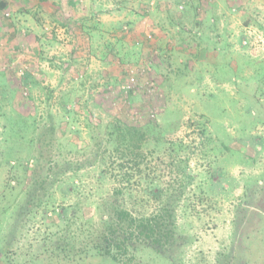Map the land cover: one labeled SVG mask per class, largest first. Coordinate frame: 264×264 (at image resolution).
Returning a JSON list of instances; mask_svg holds the SVG:
<instances>
[{
    "label": "rangeland",
    "instance_id": "1",
    "mask_svg": "<svg viewBox=\"0 0 264 264\" xmlns=\"http://www.w3.org/2000/svg\"><path fill=\"white\" fill-rule=\"evenodd\" d=\"M1 1L0 162L11 156L8 147L20 149V143L29 142L33 135L36 138V128L40 130L49 114L58 122L66 153L54 157L57 163L47 177V165L38 173L32 170L33 158L23 160L30 171L24 177H9L13 175L9 165H2L0 248L17 247L24 262L41 256L40 237L45 232L61 236L60 240L68 235L77 242L86 236L85 228L78 233L79 220L100 229L102 218L110 212L107 196L114 191V183L100 175L102 161L96 149L82 155L75 151L91 143L86 123L91 121L104 133L114 118L144 126L152 119L145 148L154 155L174 151L166 154L165 164L171 171L164 182L176 187L182 183L183 194L165 191L178 199L173 203L170 234L162 245L136 243L137 263L239 264L231 260L241 255L238 246L248 242L246 264H264V218L249 225L246 220L264 179V111L255 118L251 109L257 113L259 107L247 97L249 87L262 84L264 88L263 8L253 0H237L238 6L227 1L220 6L213 0L214 5L203 11L201 0H189L187 6L195 12L178 14L166 5L173 0H165L162 6L149 0L144 8L149 11L140 16L139 31L132 38L123 30L130 22L127 7L117 4L120 0L114 7L95 0L99 5L94 9L87 5L89 0H65L62 14L40 6L37 0H3L5 5ZM141 7L138 10L143 11ZM17 9L29 11L18 14ZM85 11L95 17L66 27V15L74 12L82 17ZM108 14L113 23L103 19ZM9 15L24 20L21 25L39 35L38 43H26L13 33V27L6 26ZM175 25L183 34H176ZM9 33L13 41L7 47L4 36ZM184 37L190 46L197 45L194 54L185 45L169 49ZM153 40L158 44L157 62L137 65V58L148 52L142 45ZM186 50L193 60L191 68L179 64L186 60L178 53ZM114 53L124 66L114 61ZM121 86L133 89L131 98ZM101 138L102 149L107 143ZM21 153L26 152L21 149ZM39 178L45 180L34 194L42 203L35 201L28 209L29 194L22 189L32 188ZM123 202L131 211L141 209L129 194H124ZM240 234L246 237L238 245ZM89 261L114 264L109 257Z\"/></svg>",
    "mask_w": 264,
    "mask_h": 264
},
{
    "label": "trees",
    "instance_id": "2",
    "mask_svg": "<svg viewBox=\"0 0 264 264\" xmlns=\"http://www.w3.org/2000/svg\"><path fill=\"white\" fill-rule=\"evenodd\" d=\"M176 1L177 9L174 8L175 10H172L178 14L182 11L190 14L195 10V8H193L191 5L187 6V2H189V0ZM122 2L124 4L125 0ZM148 2L149 0L141 1L140 4L142 7L137 6L135 8L137 12H139L141 15L146 12L148 13L149 10L147 11V7L144 10ZM1 3L3 5L6 4V2H3V0L1 1ZM37 3H39L40 6L42 4L46 5V7L48 6L49 9L51 8L52 12L59 11L58 14L63 13L61 0H37ZM179 4H182V7L184 4V8L181 9L179 7ZM202 4L203 5H201V3L199 2L200 8L205 11V4ZM138 7L143 8V11L138 10ZM188 7H192V10L188 11L190 10L188 9ZM28 11V9H24L23 11L17 9V12H19L18 14H23L21 12ZM198 13H200V10H198ZM33 14L34 13H32L31 16H33ZM173 14L170 15L171 20L174 18ZM79 17L81 16L78 15L75 17L73 13L72 15H67L64 17V24L69 29L70 27L79 23V20L84 21L87 19V16L78 19ZM23 22L24 20H15L9 15V23H6V26L11 25L13 27V33H17V36H23L26 43H38L39 35L32 29H28L26 27L23 28V26L21 25L23 24ZM128 24L129 26L123 30L127 36L131 35V37L133 38L137 33L134 32L133 27H131V23ZM170 24H173L174 26L173 22H170ZM18 25L21 27H19ZM174 29L176 34H183L184 32L180 28L179 30L176 29V25ZM13 33H9L4 36L6 37L4 38L6 45L9 44L7 45V47H10V45L12 44L11 41L13 40L11 38H13ZM196 34L198 35V32H196ZM185 38L186 37L181 39V41L176 44L172 43L171 45H169V49L172 50L174 47L180 48L179 45H185L188 52L194 54L195 49H197V45L190 46L188 44L189 42L185 40ZM10 39L11 41H9ZM142 47H146L148 52L143 56H139V58H137L138 60L136 64L145 67V63L147 62H149V64H154L155 62H157V58L159 55V52H157L158 50H156L158 49L157 40H153L147 45H142ZM187 50L185 51V53L181 54L182 58L184 57L183 60L186 61H181L182 63L180 62L179 64L185 63L191 68V63L193 60L191 57L189 58L187 56ZM113 55L116 57L114 61L118 62L121 67L124 66L119 57H117L115 53ZM128 65H132V63H129ZM20 73L23 74V71ZM20 73H18L19 76H21ZM126 73L128 74V72ZM23 77L20 79H23ZM122 89V92L125 93L126 96L129 97L132 95L133 89H127L125 86H123ZM263 89L264 88H262V84L251 86L248 88L249 95H247V89L244 90V94L247 95L251 103L256 104V106L259 107L257 113L255 112V110H253V108L251 109V113L255 118L259 113L264 111ZM117 99L118 97L115 98V100ZM151 120L152 119H149L146 123L147 125L145 124L146 126H144L141 124H134L133 122L128 123L126 122V120H122L120 118H114V120L104 133H100L99 129H97V126H95L91 121L86 123V126L89 128L91 143L86 144L81 148H77V150L75 151L76 153L82 155L85 152H92L94 149H96L98 158L100 161H102V168L99 171L100 175L109 177L114 183V191L107 196L110 205V212L109 215H104V217L102 218L100 229L95 227H93L92 229V226H88L85 222L83 223L82 221L81 223L79 220V224H77L79 229L78 233H80V228H85L84 230L86 231V236H84L83 239H80L77 242H73L66 234L67 236H63L60 240L61 236H57L56 238H54L52 234L45 232L40 237V242H42L40 253L41 256L38 255L34 259H32V257H28L23 262L20 261L21 257L18 254L17 247H6L4 249L0 248V264H96L93 261H89V259L96 257H109L114 264H138L134 253L136 249V243H140L142 241H150V243L152 244L162 245V240L165 238L167 239L170 234L171 226L173 224V203L174 201L178 200L176 197L167 195V190L170 189L173 192H178L179 196L183 194V191L182 183L180 182H178V187H176L174 183L170 184L164 182L166 174L171 171V167L168 164H165L166 154L168 151L173 153L174 151H172L171 149H165L162 155H154L152 150L147 151L145 148V143L148 139V129L150 126H154V124L151 123ZM58 128V122L54 119L53 114H49L48 120L42 124L40 130L36 128V138H34L33 135L29 137V142L25 141L23 143H20V149H15L14 146L8 147L9 151L12 154L10 157L6 158L3 164H8L9 172L13 173V175H9V177H24L25 175L30 174L29 168H27V166L23 164V160H25L26 158L28 160L30 158L34 159L32 170L36 169V173L40 172L42 168L47 165L45 169V176H49L50 171L53 167L52 165L55 166L57 163L55 160H53L54 157H60V155L64 151L59 140ZM101 137L105 138L107 143L102 147V149ZM21 149H24L26 153H21ZM65 153L66 152H64L63 154ZM11 161H13V164L11 163ZM3 164H1L0 162V168ZM68 178L69 176L67 177V179ZM67 179H61V181L63 183H66ZM44 180V178L35 179L32 188L26 189V187H24L22 189L27 194H29V198H26L25 200V204L28 209H31L34 206L35 201H37V205H40L42 203V201L38 202L37 196L34 194V192L38 189V187ZM161 183L163 186H161ZM159 185L160 188L157 189ZM6 186L8 187V185ZM257 189L258 191L254 200L253 208H251V213L246 219L248 225L257 220L262 221V218H264V179L261 181ZM165 191L167 192L165 193ZM124 194H129L131 197H134L136 203L141 207V209L134 211L128 209L123 202ZM54 209H52V211L56 213V210ZM67 209V207L62 206V211L67 212ZM46 212L47 211L44 212L43 217L45 216ZM69 214H73V212ZM86 222L90 223L89 220H87ZM50 223L53 225L56 224L55 220H52ZM75 229H73V231H75ZM247 231H249L250 233L252 232L251 230ZM72 233L77 234L76 232ZM248 234L249 233H245L246 236ZM69 236L71 238H75L73 234H70ZM246 236H242V234H240L238 245H240L239 242H242V239ZM35 238L32 237L33 240ZM248 247V242L246 243V245L243 242V244H241V247L238 246V249L240 251L242 250L240 255L241 257L235 255L234 259L231 260L232 263L234 260H238L239 264H246L247 257L245 248ZM16 255L18 257H16Z\"/></svg>",
    "mask_w": 264,
    "mask_h": 264
},
{
    "label": "crops",
    "instance_id": "3",
    "mask_svg": "<svg viewBox=\"0 0 264 264\" xmlns=\"http://www.w3.org/2000/svg\"><path fill=\"white\" fill-rule=\"evenodd\" d=\"M103 2H104V4H108L107 6H111V5H113V7H114V5H116V2H117V0H102ZM122 1H124V0H120V2L119 3H117V4H120V6H125V7H127L126 8V11H127V19H126V21H129L130 23H134V27L136 28L135 30H134V32L135 33H138V31H136L137 29H138V26L136 25L137 23H139L140 22V16H141V14L139 13V12H137V10L135 9L137 6H141V4H140V2L141 1H143V0H125V3L123 4V2ZM158 3H161V5L160 6H162V5H165V0H156ZM174 2V4L172 3V4H166L168 7H172V9L173 8H176L177 9V6H176V4H177V1L176 0H173ZM213 0H211V1H203V0H201L200 1V3H201V5H203L202 3H204L205 4V8H206V10H208L209 8H211L213 5H214V3L212 2ZM226 1L228 2V4H231V2L233 3V4H236V1L237 0H214V2H217V3H219V5L220 6H223L225 3H226ZM245 2H248L249 0H244ZM156 2V3H157ZM253 2L254 3H257V6L260 8V9H262L263 8V10H264V0H253ZM67 3V1H65V0H63V2H62V0H61V5H62V10H64V7H63V5H65ZM213 3V4H212ZM88 4H90V6L91 7H93V9L94 8H97L98 7V3H95V0H92V2L89 0L88 2H87V5ZM95 4V5H94ZM216 4V3H215ZM227 4V3H226ZM239 4V3H238ZM238 4H236L237 6H238ZM243 4H244V2H243ZM180 5H182V4H179V6ZM67 6V5H66ZM194 6H197V5H194ZM200 6V5H199ZM240 6V5H239ZM242 6V5H241ZM84 7V6H83ZM91 11V10H90ZM106 12H109L110 13V10H107ZM73 14H74V16H78V15H76L74 12H73ZM84 14L87 16V17H95V14H91L90 16L88 15V13L85 11L84 12ZM69 15V14H68ZM110 14H108V16L107 15H105V16H103V19H106L107 20V22H108V24L109 23H113V18L111 17V16H109ZM67 16V15H66ZM86 16H83V17H81V18H84V17H86ZM86 17V18H87ZM221 17V16H220ZM88 19V18H87ZM94 20H95V18H94ZM96 20H98V22L100 21V18H97ZM156 35L160 38V36H161V33L160 32H156ZM178 51H180V50H178ZM178 54H182L181 52H179ZM182 58V57H181ZM180 60H182V59H180Z\"/></svg>",
    "mask_w": 264,
    "mask_h": 264
},
{
    "label": "built area",
    "instance_id": "4",
    "mask_svg": "<svg viewBox=\"0 0 264 264\" xmlns=\"http://www.w3.org/2000/svg\"><path fill=\"white\" fill-rule=\"evenodd\" d=\"M131 72H132V70H131Z\"/></svg>",
    "mask_w": 264,
    "mask_h": 264
}]
</instances>
